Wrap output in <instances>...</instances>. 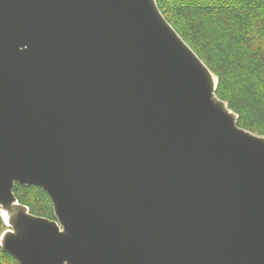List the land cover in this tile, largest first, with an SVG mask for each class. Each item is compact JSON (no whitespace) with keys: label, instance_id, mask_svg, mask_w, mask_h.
<instances>
[{"label":"water","instance_id":"water-1","mask_svg":"<svg viewBox=\"0 0 264 264\" xmlns=\"http://www.w3.org/2000/svg\"><path fill=\"white\" fill-rule=\"evenodd\" d=\"M216 83L156 0H0V247L18 264H264V135Z\"/></svg>","mask_w":264,"mask_h":264},{"label":"trees","instance_id":"trees-1","mask_svg":"<svg viewBox=\"0 0 264 264\" xmlns=\"http://www.w3.org/2000/svg\"><path fill=\"white\" fill-rule=\"evenodd\" d=\"M183 40L216 76V95L237 124L264 135V0H156ZM13 192L35 215L54 218L38 185L15 183ZM5 228L0 215V232ZM0 264H18L0 247Z\"/></svg>","mask_w":264,"mask_h":264},{"label":"rangeland","instance_id":"rangeland-1","mask_svg":"<svg viewBox=\"0 0 264 264\" xmlns=\"http://www.w3.org/2000/svg\"><path fill=\"white\" fill-rule=\"evenodd\" d=\"M5 229V228H4Z\"/></svg>","mask_w":264,"mask_h":264}]
</instances>
